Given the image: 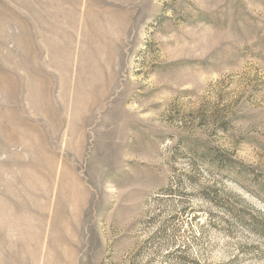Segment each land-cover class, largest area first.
<instances>
[{
    "label": "rangeland",
    "instance_id": "obj_1",
    "mask_svg": "<svg viewBox=\"0 0 264 264\" xmlns=\"http://www.w3.org/2000/svg\"><path fill=\"white\" fill-rule=\"evenodd\" d=\"M0 264H264V0H0Z\"/></svg>",
    "mask_w": 264,
    "mask_h": 264
},
{
    "label": "crops",
    "instance_id": "obj_2",
    "mask_svg": "<svg viewBox=\"0 0 264 264\" xmlns=\"http://www.w3.org/2000/svg\"><path fill=\"white\" fill-rule=\"evenodd\" d=\"M65 1V0H64Z\"/></svg>",
    "mask_w": 264,
    "mask_h": 264
}]
</instances>
